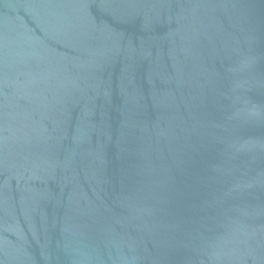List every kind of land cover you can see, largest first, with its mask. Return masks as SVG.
<instances>
[{"label": "water", "instance_id": "water-1", "mask_svg": "<svg viewBox=\"0 0 264 264\" xmlns=\"http://www.w3.org/2000/svg\"><path fill=\"white\" fill-rule=\"evenodd\" d=\"M0 264H264V0H0Z\"/></svg>", "mask_w": 264, "mask_h": 264}]
</instances>
